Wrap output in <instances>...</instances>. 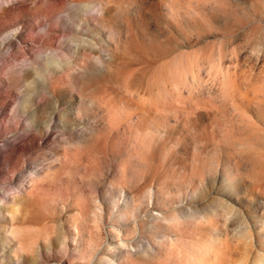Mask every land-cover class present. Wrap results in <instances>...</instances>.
<instances>
[{"label":"rangeland","instance_id":"rangeland-1","mask_svg":"<svg viewBox=\"0 0 264 264\" xmlns=\"http://www.w3.org/2000/svg\"><path fill=\"white\" fill-rule=\"evenodd\" d=\"M263 240L264 0H0V264Z\"/></svg>","mask_w":264,"mask_h":264},{"label":"bare ground","instance_id":"bare-ground-1","mask_svg":"<svg viewBox=\"0 0 264 264\" xmlns=\"http://www.w3.org/2000/svg\"><path fill=\"white\" fill-rule=\"evenodd\" d=\"M177 240L179 239L177 238ZM168 245L169 246L164 248L165 251L162 256H160V259H162V257L163 259H168L169 264H205L206 256L209 253H214L215 250L209 243L205 241L187 244L185 249L174 246L172 242L168 243ZM160 259L159 263L164 261H161ZM262 264H264V260Z\"/></svg>","mask_w":264,"mask_h":264}]
</instances>
